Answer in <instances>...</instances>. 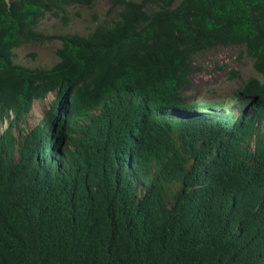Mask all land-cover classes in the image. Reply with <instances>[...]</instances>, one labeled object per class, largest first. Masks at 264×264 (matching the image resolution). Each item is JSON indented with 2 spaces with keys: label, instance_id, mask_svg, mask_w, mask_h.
Returning <instances> with one entry per match:
<instances>
[{
  "label": "trees",
  "instance_id": "obj_1",
  "mask_svg": "<svg viewBox=\"0 0 264 264\" xmlns=\"http://www.w3.org/2000/svg\"><path fill=\"white\" fill-rule=\"evenodd\" d=\"M98 1L0 0V264H264V0H109L53 66L15 62L48 15ZM219 46L258 74L235 116L184 103Z\"/></svg>",
  "mask_w": 264,
  "mask_h": 264
},
{
  "label": "rangeland",
  "instance_id": "obj_2",
  "mask_svg": "<svg viewBox=\"0 0 264 264\" xmlns=\"http://www.w3.org/2000/svg\"><path fill=\"white\" fill-rule=\"evenodd\" d=\"M116 12L117 9L109 0H100L95 6L69 7L67 14L62 18L48 15L37 26V30L51 39L15 49V62L29 67H51L59 60L56 51L61 46V41L57 36L87 35L97 26L109 24L115 18ZM194 62L199 69L192 76V85L186 92V106L219 99L232 105L228 111L233 116L240 114L242 109L234 107L231 95L241 90L251 78L258 77L254 60L246 55L244 47L219 46L195 56ZM52 101L53 97L49 96L48 103L34 104L27 121L28 127L32 128L38 123ZM191 124L195 123L191 122L190 126Z\"/></svg>",
  "mask_w": 264,
  "mask_h": 264
},
{
  "label": "water",
  "instance_id": "obj_3",
  "mask_svg": "<svg viewBox=\"0 0 264 264\" xmlns=\"http://www.w3.org/2000/svg\"><path fill=\"white\" fill-rule=\"evenodd\" d=\"M188 133H197L198 132V127L196 125H192L188 127L187 129Z\"/></svg>",
  "mask_w": 264,
  "mask_h": 264
}]
</instances>
